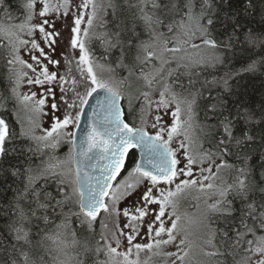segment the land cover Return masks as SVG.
Listing matches in <instances>:
<instances>
[{
  "label": "snow or ice",
  "instance_id": "snow-or-ice-1",
  "mask_svg": "<svg viewBox=\"0 0 264 264\" xmlns=\"http://www.w3.org/2000/svg\"><path fill=\"white\" fill-rule=\"evenodd\" d=\"M37 2L40 4L38 11L36 10ZM229 3L230 0H125L126 8L131 16L123 20L118 19L116 30L104 42L108 47L119 46L121 56L117 66L127 68L129 77L136 76L137 81L143 82V87L151 89L159 78L164 77L165 72L168 77L173 76L175 69L170 67L173 63L177 69L188 68L194 64L213 63L220 57L214 55L206 60L203 53L209 51L215 53L222 47L230 49L237 42L256 43L259 41L264 43V32L257 34L252 29H248L241 33L244 26L239 22V13L224 11L225 5ZM3 5L4 0H0V6ZM71 6V0H55V2L54 0H29L26 6L28 10L26 22L16 26L18 31L13 32L0 27V38L6 41L2 46L8 48L12 56L7 63L9 65L18 64L35 73L34 77L28 78L29 84L43 86L45 83L57 81V74L50 73L42 60H46L48 64H58L59 61L52 60L35 39H22L21 35L31 37L38 31L43 42L51 48L56 42L55 37L60 33L55 30V22L48 17L51 14H56L57 17H67ZM89 6H91V12L87 15L86 21L89 27L81 30L80 25L84 21L85 14L83 12L78 15L73 13L75 16L74 26L71 29L73 35L70 38V46L80 49L79 62L75 65V69L82 79L78 81L72 75V69H69L68 74L74 91L77 83L83 84V95L76 93L80 110L75 116L66 113L62 120L54 117L51 128L44 129L43 135H29L23 129L20 133L21 136H27L28 139L37 143L36 148H28V151L33 154L41 151V144L43 148L56 149L63 137H70L69 153L64 160H58L56 163L48 162L43 167L37 166V170L29 165L23 172L19 169L12 172L14 176L25 177L26 183L23 191L19 193V200L30 197L28 200L30 207L26 211L19 202L16 204L14 208L16 219L9 226L11 240L0 238V264H85L84 261L68 256L66 251L68 245L60 239V233L58 231L44 232L40 227V222L47 226L51 222L50 214L56 215L59 209V215L64 217V221L61 225H57V229L66 228L71 217H76L81 225H87L88 230L92 231V226L101 212L119 216L121 210L116 207L118 202L124 196L131 195V190L143 181H147L148 184L141 197L144 206L135 209L138 215H130L128 209H123V215L129 217V223H126L124 228L130 229V232L125 233L120 230L118 235L113 234L116 247L107 243V237L103 236V233L101 235L106 242L105 254L108 256L105 264H141L139 256L145 251L168 258L170 264H178V262L179 264H190L189 258L194 242L190 239L191 234L188 229L181 224V217L175 213L174 197L187 190L195 189L204 192L206 189H213L216 187L214 183L205 182L218 179L221 169H228L236 175L232 183L218 188L220 198L207 206V214L198 221L205 233L203 245L211 249L206 251L205 247L200 246L199 252L209 258L233 255L235 259V254H240L235 264H264V171L256 177L249 165L250 149L256 141V137L250 130L255 113L243 108L242 104H237L234 112L223 101L210 105L208 110L217 120L215 125L210 126L212 131L209 133L215 151L192 155L189 152L191 142L189 129L192 127V108L195 101L178 99L177 94L172 91L171 84H165L163 90L159 92L160 99L156 103L158 108H167L170 103L175 102L176 107L172 112L171 126L160 127L155 135H150L143 127L130 126L125 122V113L120 106L123 96L119 87L97 76L85 46V39L100 38L90 36L89 29L97 19L102 6L98 5L96 0H82L78 10L88 9ZM107 7L113 9L115 16L116 5L109 3ZM254 8L252 0H248L244 11L252 15L251 10ZM261 11L262 20H264V9ZM37 16L40 22L31 23ZM48 28L53 31H48ZM81 31H83V38H81ZM241 34L243 41H241ZM125 35L127 39H123ZM104 36L108 37V34L105 33ZM197 39L199 43L195 42ZM29 44L31 48L28 49V54L36 66L22 59L20 55L21 48H26ZM34 52H38V55H34ZM126 59L129 61L127 64ZM166 66L169 67L166 68ZM145 68L149 70L145 71ZM136 69H139V75L136 74ZM255 69L256 62L254 61L244 71L251 72ZM108 71L114 72V69L109 68ZM25 76L27 73L22 70L15 73L16 87H19ZM126 82L131 87L128 78L117 83L122 85ZM58 83L62 85L68 81L65 76H60ZM225 85H227L226 80ZM180 87L183 85L181 84ZM98 90L104 92L103 99L97 101L100 111L93 109L89 128L81 137L80 144L77 145L76 133L65 130L69 125L79 127L83 106L88 104V98ZM12 91L16 94L15 87ZM61 91L63 92L64 89L61 88ZM48 92L51 93V89H48ZM35 95L36 93H32L31 96L24 95L23 100H31ZM139 95L150 106L149 91H142ZM166 95H171V100L166 99ZM128 103L129 113H131V98ZM181 103L186 105L184 115L187 119L181 118ZM36 104L34 111L39 112L45 100L39 99ZM56 107L55 103L52 104L53 110ZM68 107L75 108L76 104L73 103ZM159 121L160 117H157L152 127L157 128ZM261 122L264 123V113H261ZM14 135L15 133L10 131L6 121L0 118V159L7 155L6 142L11 141ZM179 136L184 137L179 143V149L184 150V157L187 161L183 167H178L180 165V160L177 159L179 149L170 147L174 138ZM260 141L264 149V134L260 136ZM134 148H140L142 155L141 161L136 162L128 173L129 177H135V183H130L125 179L113 187L111 181H114L125 168L129 151ZM94 150H99V153H94ZM232 156H235L239 164L228 163L226 158ZM98 158L104 159L107 163L104 164L101 175L94 178L88 169L96 166L91 161ZM216 159H219L220 163L217 164ZM205 160L210 162L209 167H201L200 177L193 178V165H202ZM213 167H215V172H213ZM205 172L208 175H204ZM49 176L56 179L57 195L61 197L60 199H56L44 189L35 187L37 178L47 179ZM180 177L188 178L181 179ZM93 179L95 184L92 183ZM161 185L167 187H161ZM154 190L158 195L153 194ZM229 196L232 197L231 200L228 199ZM106 197L111 201V206L105 202ZM234 201L239 203V209L235 207ZM152 204L159 205V212L154 213L153 223L147 225L148 242L134 243L140 236L139 227L143 226L144 217L148 215L147 206ZM169 207L173 211L168 217L171 224L166 227L162 218L165 217L166 209ZM73 208L78 210L73 211ZM237 211L239 216L234 215ZM210 214H219L230 219L231 223L223 230L213 229ZM173 215L175 219H172ZM33 220L37 221L33 227L35 237H39L38 239L34 238L32 228L24 226ZM132 221L138 223L134 225ZM101 228H107V224L103 221H101ZM71 234L72 245L75 246L79 243L76 240V231L73 230ZM121 236L127 242L126 251H118ZM170 246H174L176 251H166ZM229 249L232 251H228ZM41 250L44 255L36 258ZM88 251L89 249L85 246L84 252ZM100 252L101 249L97 248L96 253ZM45 255L51 257V260L46 261ZM62 255L63 259H61ZM133 255H135L134 259ZM117 257L122 259L117 260ZM216 264H226V262L217 261Z\"/></svg>",
  "mask_w": 264,
  "mask_h": 264
},
{
  "label": "trees",
  "instance_id": "trees-1",
  "mask_svg": "<svg viewBox=\"0 0 264 264\" xmlns=\"http://www.w3.org/2000/svg\"><path fill=\"white\" fill-rule=\"evenodd\" d=\"M252 2L255 5V8L251 10L253 12L252 15L244 11L248 0H230V3L224 7V11L229 13H239V22L244 26L241 33L246 32L248 29H252L257 34L264 32V20H262L261 11L264 9V0H252ZM109 3L116 5L115 16L113 15V9L107 7ZM26 16L27 7L23 0H4V5L0 6V27L2 25L11 26L18 24L24 21ZM130 16L131 13L126 8L125 0H108L102 17L95 24L90 34V36L100 38L85 39L87 46L96 54V58L100 59L101 62L108 63L114 69V72H117L121 76L120 78H123L124 74L128 72L127 68L117 66L121 56V49L119 46L108 47L104 41L111 37V34L116 30L115 26L118 19L123 20L130 18ZM217 28H219V25H217ZM105 33L108 34V37L104 36ZM123 39H127V35ZM241 41H243L242 34ZM4 43L6 41L0 38V116L6 121L10 131L15 133V135L11 141L6 142L7 155L3 159H0V238H6L10 241L9 226L16 219L14 214L16 204L19 202L26 211L30 207L28 202L30 197L19 200V193L23 191L26 183L25 177L14 176L12 172L16 169L23 172L29 165L35 170L37 166L44 162L46 156L52 150L50 148H43L41 144V151L33 154L28 151V148H36L37 143L28 139L27 136L20 135L23 128L17 115L18 99L12 91L15 87L12 74L14 64L9 65L7 63L8 60L12 59V56L10 50L2 46ZM214 55L219 56L220 59L213 63L194 64L188 68L181 67L177 69L173 63L171 68L175 69V72L172 77H167V83L171 84L178 94L190 93L194 96L195 117L204 127L202 129L201 147L207 152L215 151L209 133L212 131L210 126L215 125L217 122L212 112L208 110L210 105L223 101L234 112L237 104H242L243 108L255 113L250 130L256 137V141L252 149H250L251 159L249 160V165L251 166L253 175L259 177L260 173L264 171V149H262L260 141V136L264 134V123L261 122V113H264V43H260L259 41L256 43L237 42L232 48L227 49L222 47L215 54L206 56L205 59L208 60ZM254 61L256 62L255 71H244ZM125 63H129V61L126 59ZM136 71H139V69H136ZM225 80L227 81V85H225ZM181 84L183 87H180ZM121 89L119 88L123 92ZM70 147L71 144L65 140L62 148L60 150L56 149L55 153L65 155L69 152ZM65 149H67L66 152L64 151ZM137 157V152L131 150L126 169L116 182L123 180L125 175L131 171L135 166ZM226 159L230 164H239L235 156L227 157ZM235 175L236 173L231 171L227 183L224 180L225 184L232 183ZM35 187L37 189H44L56 199L61 198L57 195L56 179L51 176L47 179L37 178L35 180ZM228 199L231 200L232 197L229 196ZM107 203L111 206L109 199ZM234 205L239 209L240 205L238 202L234 201ZM77 210L73 208V211ZM65 212H67V208H65ZM234 215L239 216V212L237 211ZM49 218L51 222L47 226L40 222V227L44 232H65V228L57 229V225H61L64 221V217L59 215V209H57L56 215L50 214ZM101 221L107 224V228H101ZM210 221L213 229L221 230L228 227L231 223L230 219H226L219 214H210ZM36 223L37 221L33 220L30 224L26 223L24 226L25 228H32L34 238L38 239L39 237H35V228L33 227ZM66 227L69 228L71 233L73 230L76 231V239L79 241V244L75 248V251L77 254L80 253L85 256V264H88V262L91 264H101L102 262L100 261L104 260L103 250L105 240L101 238L102 233L103 236H106V232L118 235L120 230L124 231L120 215H109L104 212L98 215L97 220L92 226V231L88 230L87 225H81L79 219L76 217H71ZM122 239L123 237L121 236L120 240ZM85 246L89 249L87 253L84 252ZM97 248L101 249L99 254L96 253ZM228 251L232 250L229 249ZM40 255H44L43 250L37 254L36 258ZM239 258L240 254H235V259L233 255L219 256L213 258L214 262L212 264H216L217 261L235 264V260ZM45 260L50 261L51 257L45 255Z\"/></svg>",
  "mask_w": 264,
  "mask_h": 264
},
{
  "label": "rangeland",
  "instance_id": "rangeland-1",
  "mask_svg": "<svg viewBox=\"0 0 264 264\" xmlns=\"http://www.w3.org/2000/svg\"><path fill=\"white\" fill-rule=\"evenodd\" d=\"M25 6H27L29 0H23ZM55 2V0H54ZM98 5H101L102 7L100 8L99 12H98V17L96 20H94L92 27L89 29V33H92V30L95 26V24L100 20V18L103 15V12L105 10L106 4L108 2V0H96ZM82 3V0H71V9H70V13L67 17H57L56 14H51L48 19L53 20L55 22V30L58 31L60 33L59 36L55 37V44L52 45L51 48L48 47V45H46L42 38H41V34L37 31L33 34V36L29 37L27 35H21L22 39H35L38 43H40L41 47H43L45 49V52L48 54V56L52 59V60H56L59 61L58 64H48L46 60H42V63H44L47 67L49 72H55L57 74V81H53L51 83H45L43 86L40 85H35V84H29L27 82L28 78L30 77H34L35 73L32 72L31 69L26 68L18 65V64H14L13 65V77H14V84H15V88H16V96L18 99V103H17V115L19 120L21 121L22 124V128L25 131V133L29 134V135H36V136H40L43 135L44 129H50L55 118H58L60 120H62L64 118V115L66 113H70L73 116H75L76 114V110L78 108L79 105H77L79 103V100L77 98H74V100L69 99L70 95H69V91L67 89V83L64 84H60L58 83L59 77L64 75V69L63 67L67 64V54H69V51H74V56L79 58L80 56V49L77 48H72L71 50L69 49L70 47V38L73 35V33L71 32L72 27L74 26L73 21L75 16L73 15V13L75 14H79L80 12H83L85 14L84 16V21L81 23L80 27L81 30L88 28V24L86 23L87 21V15L91 12V6H89L88 9H79L78 10V6ZM40 8V4L39 2H37L36 4V10L38 11ZM28 12V10H27ZM26 22V18L24 21L19 22L18 24H13V25H2L3 28L6 29H10L13 32L18 31V28L16 26L25 23ZM40 22L39 17H35L31 23L33 24H38ZM163 31H166V29H162ZM48 31H53V29L48 28ZM170 36L172 34H169ZM81 38H83V31H81ZM86 41V40H85ZM196 43H199V40L197 39L195 41ZM31 48V44H29L26 48H21L20 50V55L21 58L24 59L25 61H27L28 63H32L33 66L35 65V62L32 61L30 59V56L28 54V49ZM216 53V52H215ZM212 52H205L203 53V55L206 56H210L211 54H215ZM34 55H38V52H34ZM195 55V53H194ZM91 61L93 62L92 58L90 57ZM94 68H96L97 71L96 74L97 76L105 81H108L110 83L116 84L117 87L122 88L121 90H123L124 92H126V96L128 98L132 99V104L134 105V107L138 108L139 110L143 108V113H144V119H145V129L148 130L149 132L152 133H156L160 127H169L171 126L172 122H173V117H172V112L175 111V107L176 104L175 102H172L169 104V106L167 108L164 107H157V101L160 99L159 96V92L161 90H163V86L167 83V73L165 72V75L163 78H159L158 81L156 83H154L151 87V89L143 87V82L142 81H137L136 76H132L129 77V73L127 72V74H124L123 78H115L114 73L113 72H109L108 69L112 68L109 66L108 63L106 62H102V63H93ZM102 66V67H101ZM172 65H170L171 67ZM157 67H159V64L157 63ZM169 66H166V68ZM23 71L25 73H27V76H25L20 84L19 87H16V77H15V73L17 71ZM149 69H145V71H148ZM64 71V72H62ZM136 74L139 75V71H136ZM128 78V81L131 82V87H129V84L124 83V84H118L117 82ZM67 81L68 79L65 78ZM127 85V86H126ZM127 88H126V87ZM61 88L64 89V91H61ZM48 89H51V93L48 92ZM83 91V86H79L78 88H75V93L79 92L81 94V92ZM142 91H149L150 93V101L151 104L149 106V103L147 101L144 100V98L142 96H140V92ZM172 91L176 93V91L174 90V88L172 87ZM32 93H36L35 97H33L31 100L25 101L23 100V96L24 95H29L31 96ZM177 94L178 99L180 100H188V101H192L194 100V96L190 93H182V94ZM139 97V98H137ZM39 99H44L45 100V104L42 106L41 111L36 112L34 111V109L37 107L36 101H38ZM166 99L171 100V95H166ZM56 104L57 107L55 110H53L52 108V104ZM75 103L76 107L75 108H70L68 107V105H71ZM80 108V107H79ZM78 108V111H79ZM181 109H182V119H187V116L184 115V110L186 109V105L184 103H181ZM145 110V111H144ZM192 121H191V125L192 127L189 129V136H190V144H189V152L192 155H196L198 153H203V152H207L205 150L202 149L201 147V142H202V129L204 128L203 125L201 124V122L197 121L196 117H195V108H194V104H193V108H192ZM160 117V121L159 124L157 125V128H153L152 125L154 123H156V118ZM76 126L75 125H69V127L65 130L67 132H73L74 128ZM70 137H63L61 139V142L59 144V146L56 148L58 150H60L63 146V143L65 142V140L68 141V143H70ZM165 139H166V133H165ZM184 137L183 136H179L174 138L172 144L170 145V147H172L173 149H179V143L181 140H183ZM186 143H188L186 141ZM51 149V148H50ZM56 149H51L52 152L49 153L44 162L39 165L40 167H43L44 164L51 162V163H56L58 160H64L68 153H66L65 155H59V153H55ZM65 152L67 151V149L64 150ZM63 151V152H64ZM177 159L180 160V165H178V167H183L184 164L187 163L185 157H184V150L183 149H179L177 151ZM209 161L205 160V162L201 165V164H196L193 165V178H199L200 177V168H207L209 167ZM216 163H220L219 159H216ZM37 170V167L36 169ZM59 170V169H58ZM215 167H213V172H215ZM231 171L228 169H221L220 172L218 173V179H216L215 181H206L205 183H209L212 182L214 183V185L216 187H214L213 189H206L204 192H199L196 191L195 189L192 190H187L185 192H181L179 193L177 196L174 197V200L176 202V209H175V213L176 215H179L181 217V224H183L188 231L190 232V239L193 240L194 242V248L192 253H190V264H197V262H199V264H212V262H214L213 258H209V257H205L202 253L199 252V247L203 246L205 247L206 251H210L211 249L205 245H203V239L205 238V233L204 231L200 228L198 221L205 215L207 214V206L210 204H213L217 199H219V194H218V188L220 187H226L227 184H225V181L227 183L229 176H230ZM35 174V172H34ZM204 175H208L207 172L204 173ZM181 179H187L188 177H180ZM125 179H127L130 183H135V177H129L128 174L125 175L124 179L121 181H124ZM225 180V181H224ZM119 181V182H121ZM116 182L114 187L119 183ZM177 182H179L177 180ZM148 184L147 181H143L141 184H139L134 190H131V195H127L124 196L116 205V207L118 209H120V220L122 223V226L124 228V225L126 223H129V217H125L123 215V209H128L130 215H138V213H136L135 209L137 207H143V201L141 200V197L144 193V191L146 190V185ZM161 187H167L166 185H161ZM174 189V186H173ZM154 195H158V193L154 190ZM148 215L144 217L143 220V226L139 227V232H140V236L137 237L135 242H140V243H146L148 242L147 240V225L150 223H153L155 216L154 213H158L159 212V205L157 204H152V205H148ZM173 211V209L171 207H169L168 209H166V214L165 217H163L162 219H164L165 221V226L169 227L171 224V221L169 220V214H171ZM172 219H175V215L172 216ZM132 223L135 225L138 222L136 221H132ZM157 226H158V222H157ZM124 232L128 233L130 232V229L124 228ZM107 237V243H110L112 245V247H116V243H115V239L113 236V233H108L106 232V236ZM60 239L65 241L68 245V247L66 248V251L68 253V256L70 257H74L78 260L84 261L85 262V256L82 254H77V252L75 251V248L78 246L72 245V234L71 231L69 230L68 227L65 228V232H61L60 233ZM77 240V239H76ZM78 241V240H77ZM79 242V241H78ZM85 243V242H84ZM106 243V242H105ZM127 248V242L125 240V238L123 237V239L121 240V244L120 247L118 249V251H126ZM104 260H101L100 262H102L101 264H105L106 261H108V256L105 254L106 253V248L104 247ZM166 251H176L174 246H170L166 249ZM135 252V250H134ZM63 255L61 256V259H63ZM133 259L135 258V255H133L132 257ZM117 260L122 259L121 257H117ZM139 259L141 261V264H170V260L162 255H152L149 252H141ZM88 264H91L90 262H88ZM179 264V262H178Z\"/></svg>",
  "mask_w": 264,
  "mask_h": 264
},
{
  "label": "water",
  "instance_id": "water-1",
  "mask_svg": "<svg viewBox=\"0 0 264 264\" xmlns=\"http://www.w3.org/2000/svg\"><path fill=\"white\" fill-rule=\"evenodd\" d=\"M104 96V92L98 90L97 93H93V95L91 97L88 98V104L83 106V112L81 113V118H80V122H79V127H75L74 131L76 133V143L77 145L80 144V139L81 137L84 135L85 131L89 128V123H90V118L93 117V109L95 108L97 112L100 111V108L97 104L98 99L102 100ZM120 106L122 108V110L124 111V106H123V98L120 101ZM125 113V112H124ZM0 118H2L0 116ZM125 118V122L129 123ZM130 124V123H129ZM130 126H132V124H130ZM136 127H140V126H136ZM145 129V128H144ZM145 131L147 132V130L145 129ZM150 135H155L154 133H150L148 132ZM131 150H135L138 154L137 157V161H141L142 159V155H141V149L140 148H134ZM130 150V151H131ZM129 151V153H130ZM94 153L98 154L99 150H94ZM90 155H93L90 153ZM128 158L125 161V168L121 170V173L116 177V179L114 181H111L112 185L114 186L115 182L117 181V179L122 175V173L125 171L126 169V164H127ZM91 163L93 165H96L94 168L90 167L88 169L90 175L92 177H99L101 175V170L104 166L105 163H107V161H105L104 159H94L91 161ZM93 184H95V180L93 179L92 181ZM107 197L105 198V202L107 203Z\"/></svg>",
  "mask_w": 264,
  "mask_h": 264
},
{
  "label": "flooded vegetation",
  "instance_id": "flooded-vegetation-1",
  "mask_svg": "<svg viewBox=\"0 0 264 264\" xmlns=\"http://www.w3.org/2000/svg\"><path fill=\"white\" fill-rule=\"evenodd\" d=\"M85 46L88 49L89 56L92 58L93 63H97V64L98 63H102L100 61V59L96 58V54L93 53L92 50L87 46L86 41H85ZM69 49L71 50V46L69 47ZM69 52L70 53L67 54V58H68L67 59V64L63 67L64 71H66V72H64V71H62V72H64L63 76H65V78L68 79L67 89H68L69 95H70L69 99L74 100V98L78 99V97L76 96V93L73 90V86L71 84V78L68 75L69 74V69L73 70L72 71V75L75 76L78 81L81 80L82 77H81L80 73L78 71H76V69H75V65L79 62V58H77V57H75L73 55L74 54L73 50L69 51ZM94 70L97 71L96 68H94ZM114 76L117 79L121 77V76H119L117 74V72H114ZM88 83L90 84L91 81L89 80ZM79 86H83V84L82 83H77V85H75V88H78ZM83 92H84V88H83V91L81 92V95H83ZM123 92H121V93H122V96H123V106H124V112H125V117H126L127 121L130 124H132V126H134V127L135 126H140V127L145 128V119L143 118L144 117L143 116L144 115L143 108L139 110L138 108L134 107V105L132 104V111H131V113H129V103H128V98L126 96L127 94H126V92H124V93ZM77 105H79V103ZM78 108H79V106H78ZM78 108L76 110V113L78 112ZM79 110H80V108H79Z\"/></svg>",
  "mask_w": 264,
  "mask_h": 264
}]
</instances>
